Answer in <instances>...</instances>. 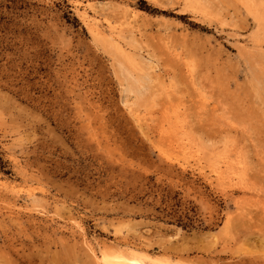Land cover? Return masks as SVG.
I'll list each match as a JSON object with an SVG mask.
<instances>
[{
	"label": "rangeland",
	"instance_id": "rangeland-1",
	"mask_svg": "<svg viewBox=\"0 0 264 264\" xmlns=\"http://www.w3.org/2000/svg\"><path fill=\"white\" fill-rule=\"evenodd\" d=\"M103 255L264 264V0H0V264Z\"/></svg>",
	"mask_w": 264,
	"mask_h": 264
},
{
	"label": "bare ground",
	"instance_id": "bare-ground-1",
	"mask_svg": "<svg viewBox=\"0 0 264 264\" xmlns=\"http://www.w3.org/2000/svg\"><path fill=\"white\" fill-rule=\"evenodd\" d=\"M103 259V263L104 264H116V263H122V264H126L125 262H123V260H121L119 257H117L116 259H111V258H107L105 255H103L102 257ZM116 262V263H115ZM131 264H141L137 261H131Z\"/></svg>",
	"mask_w": 264,
	"mask_h": 264
}]
</instances>
